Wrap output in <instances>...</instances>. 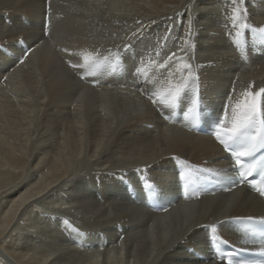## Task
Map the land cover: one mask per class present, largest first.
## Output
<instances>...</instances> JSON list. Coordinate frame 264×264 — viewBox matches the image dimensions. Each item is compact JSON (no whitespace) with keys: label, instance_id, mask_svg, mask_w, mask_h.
<instances>
[{"label":"bare ground","instance_id":"bare-ground-1","mask_svg":"<svg viewBox=\"0 0 264 264\" xmlns=\"http://www.w3.org/2000/svg\"><path fill=\"white\" fill-rule=\"evenodd\" d=\"M246 8L264 27V0ZM231 9V0H0V264H228L216 242L259 252L240 224L264 218V200L234 182L211 134L226 105L264 87V44L246 30L235 49ZM110 52L122 56L111 74L69 66ZM185 62L198 77L195 128L183 124L191 91L175 110L152 102ZM189 171L199 191L184 196Z\"/></svg>","mask_w":264,"mask_h":264},{"label":"snow or ice","instance_id":"snow-or-ice-1","mask_svg":"<svg viewBox=\"0 0 264 264\" xmlns=\"http://www.w3.org/2000/svg\"><path fill=\"white\" fill-rule=\"evenodd\" d=\"M232 9L228 20L231 28L234 29V36L232 43L235 45L237 51L242 50L245 45L246 30L253 34V43L264 44V27L253 26L248 19V12L246 8V0H231ZM191 23L188 29V36H191ZM231 34V33H230ZM165 41L167 37H164ZM184 44H188V40H184ZM130 46L125 45V51ZM184 49H181L183 51ZM159 56V52H157ZM176 53H172L168 57L171 61ZM111 57V59H110ZM122 62L120 53H109V56L103 57L102 60L97 59L91 54L83 55V64H71L72 68L82 67L85 69V75H96L101 68H107L109 74L118 70ZM20 63H23L21 59ZM166 65H160L164 67ZM182 69L186 70L185 74L181 76L177 83L172 80L168 81V87L163 93L154 92L156 97L152 100L153 104H159L163 108L175 110L177 106L183 101L186 94L191 91L192 95L188 101L187 110L184 112L183 124L189 128L198 127L201 123L203 111L201 108V101L198 92V77L192 70V65L185 62L182 64ZM136 74H143L142 68L136 69ZM81 78H84L82 76ZM245 90L235 100L225 106L222 116L218 117L213 123L212 135L224 147L226 152H229L234 160V166L237 171V183L247 182L249 186L255 190L260 196L264 197V160H256L255 156L258 152L264 151V87L258 91ZM231 100V97L229 98ZM167 118V117H166ZM199 171H205L203 169ZM254 173H259V180L253 178ZM211 175H217L211 173ZM192 171L187 174L180 173V179L186 182H192L195 179ZM252 178V179H250ZM145 187L148 189L149 196H154L156 193L154 185L145 181ZM66 225L67 221L64 222ZM248 227L241 229L243 235L247 238L245 243H253L259 245V252L264 255V218L248 217L244 221ZM255 225H259L257 228ZM75 231V229H74ZM212 232L215 234L216 226H212ZM219 251V249H217ZM228 264H240L233 257L232 253H228ZM223 258V257H221ZM257 264V262H251Z\"/></svg>","mask_w":264,"mask_h":264},{"label":"rangeland","instance_id":"rangeland-1","mask_svg":"<svg viewBox=\"0 0 264 264\" xmlns=\"http://www.w3.org/2000/svg\"><path fill=\"white\" fill-rule=\"evenodd\" d=\"M75 70V69H74ZM76 72V71H75ZM77 74H80V73H78V72H76L74 75H76L75 77H77Z\"/></svg>","mask_w":264,"mask_h":264}]
</instances>
